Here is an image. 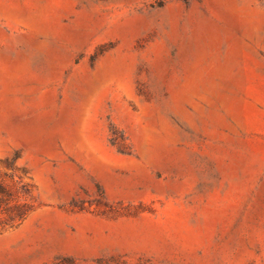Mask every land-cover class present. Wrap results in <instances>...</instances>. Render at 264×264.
I'll use <instances>...</instances> for the list:
<instances>
[{
    "label": "rangeland",
    "instance_id": "1",
    "mask_svg": "<svg viewBox=\"0 0 264 264\" xmlns=\"http://www.w3.org/2000/svg\"><path fill=\"white\" fill-rule=\"evenodd\" d=\"M0 264H264V0H0Z\"/></svg>",
    "mask_w": 264,
    "mask_h": 264
},
{
    "label": "trees",
    "instance_id": "2",
    "mask_svg": "<svg viewBox=\"0 0 264 264\" xmlns=\"http://www.w3.org/2000/svg\"><path fill=\"white\" fill-rule=\"evenodd\" d=\"M0 194H1L2 199L8 196V192L5 190V188L1 184H0Z\"/></svg>",
    "mask_w": 264,
    "mask_h": 264
}]
</instances>
